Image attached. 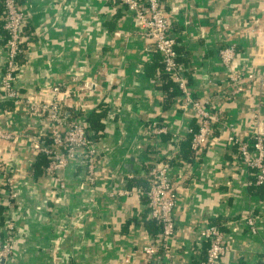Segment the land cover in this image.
<instances>
[{
	"label": "crops",
	"instance_id": "obj_1",
	"mask_svg": "<svg viewBox=\"0 0 264 264\" xmlns=\"http://www.w3.org/2000/svg\"><path fill=\"white\" fill-rule=\"evenodd\" d=\"M18 1L24 12L15 81L20 96L50 101L52 86L60 83L68 89L67 114L99 110L102 125L94 139V183L78 159L48 175L45 165H35L38 153L31 148V137L48 130L46 116L2 102L8 112L0 116V129L15 133L0 138V241L6 219L15 221L9 264H128L126 255L142 260L143 246L158 234L146 199L135 191L107 192L127 186L128 172L141 176L177 153L171 163L177 198L168 264H200L207 243L198 230L212 221L229 245L223 264H262L264 185L249 184L251 172L228 135L244 139L257 111L264 131V0H161L192 96L221 114L193 160L184 153L200 118L191 105L183 106L178 87L159 84L161 55L133 10L121 0ZM231 42L236 51L228 69L219 49ZM5 57L0 0V75ZM231 70L255 77L233 94ZM86 80L96 85L82 87ZM151 121L167 132L151 134ZM251 213L256 233L246 225Z\"/></svg>",
	"mask_w": 264,
	"mask_h": 264
},
{
	"label": "built area",
	"instance_id": "obj_2",
	"mask_svg": "<svg viewBox=\"0 0 264 264\" xmlns=\"http://www.w3.org/2000/svg\"><path fill=\"white\" fill-rule=\"evenodd\" d=\"M121 1L133 10L136 18L144 21L145 33L154 45L155 51L161 55L163 71L170 74L178 84L183 106L191 105L200 118L198 128L192 133L191 147L195 152L202 150L208 142L212 127L221 122V114L212 108L208 100H198L192 96L178 60L176 37L170 33V21L161 6V0H145V6L140 0ZM2 4L6 57L0 75V116L8 112V109L2 106L4 101L21 103L25 105L27 112L45 115L49 122L46 134L31 137L32 150L48 156V162L44 166L45 173L53 175L70 161L78 159L85 164L87 181L94 183L97 148L94 139L89 136L87 122L82 115L71 118L67 114V109L64 108L68 89H62L60 83L54 84L52 86L54 97L50 101L20 96L15 81L18 56L22 49L21 33L24 25V12L20 8L18 0H2ZM235 51L236 45L233 42L227 43L219 49L221 63L228 69H231ZM254 77L255 73L253 72L240 74L231 70L229 78L231 84L234 85L231 92L233 94L241 92L244 89L242 83L252 80ZM259 80L261 86L264 87V75H260ZM95 85V81L86 80L83 81L82 87L88 89ZM146 126L148 131L154 135L167 132V126L158 121L148 122ZM14 135L15 133L10 130L0 129V138L10 139ZM42 136H47L48 141H43ZM228 139L237 146L240 160L251 172L249 184L264 185V131L260 126L259 111L254 114L253 128L250 134L244 139H239L231 133L228 135ZM171 173L172 164L167 160L160 164H151L142 173L148 179L146 189L137 185L124 186L107 192L110 196H125L132 191L142 195L146 199L148 216L159 224V233L155 239L143 246V259L135 261L130 255H126L124 260L128 264H168L170 240L175 230L173 208L177 198ZM134 176L132 172H128L126 175L128 180ZM62 185L63 183H61ZM15 195V192L10 193L11 197ZM245 221L249 231L256 233L255 215L249 214ZM14 229V219L7 218L6 237L0 241V264H9L8 260L13 249ZM198 236L207 243L206 254L200 264H223L222 256L229 245L224 242L222 227L215 223H206L199 228ZM160 246L162 254L158 256L157 250ZM262 264H264V256Z\"/></svg>",
	"mask_w": 264,
	"mask_h": 264
},
{
	"label": "trees",
	"instance_id": "obj_3",
	"mask_svg": "<svg viewBox=\"0 0 264 264\" xmlns=\"http://www.w3.org/2000/svg\"><path fill=\"white\" fill-rule=\"evenodd\" d=\"M178 60L180 61V55L179 54H178ZM180 66H181V68L183 70L182 63H180ZM159 78H160V83H159L160 85L161 84L164 85L163 84L164 82H167V83L170 82L171 84H173L175 89H176V87H178L177 82L172 78V76L170 74H168V73L163 71L162 61H161V67H160V72H159ZM178 90L180 91L179 87H178ZM99 107H101V106H99ZM96 115H101V111L93 110L87 116H85V115L82 116L83 119L87 122V128L89 130V136L92 139H96L99 136V134H100L99 133V126L101 124V121L96 117ZM215 127L216 126L212 127V131H211L210 136L213 134ZM194 131H196V130H193L192 132H190L191 134H190V137H189V143L187 145L188 149H187V152L184 153V157L187 158L188 160H193L196 157V154H197V152H195L194 149L191 147V137H192V133ZM175 157H178V153H177L176 156L167 159V161H169L170 163H173V162H175V159H176ZM47 162H48V156H46L44 154H38L37 161H36L35 165H38V164L46 165ZM137 185H139L142 188L146 189L147 186H148L147 176H144V175L134 176L133 178L129 179V181L127 182V186L128 187L137 186ZM174 188H175V185H174ZM151 219L154 220V222L156 223V227L158 226V232L157 233H159V224H158V222L155 219H153V218H151ZM210 223H215V224H218L220 226V224L217 223V222H213L212 221ZM157 254H158V256H161V254H162L161 246L158 248Z\"/></svg>",
	"mask_w": 264,
	"mask_h": 264
}]
</instances>
